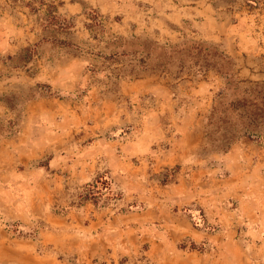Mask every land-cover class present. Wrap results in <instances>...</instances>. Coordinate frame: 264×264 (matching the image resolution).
Segmentation results:
<instances>
[{"label": "rangeland", "instance_id": "1", "mask_svg": "<svg viewBox=\"0 0 264 264\" xmlns=\"http://www.w3.org/2000/svg\"><path fill=\"white\" fill-rule=\"evenodd\" d=\"M253 102L264 0H0V264H264Z\"/></svg>", "mask_w": 264, "mask_h": 264}, {"label": "crops", "instance_id": "2", "mask_svg": "<svg viewBox=\"0 0 264 264\" xmlns=\"http://www.w3.org/2000/svg\"><path fill=\"white\" fill-rule=\"evenodd\" d=\"M264 149V148H262ZM263 150H261L262 152ZM232 152H228L227 154H231ZM264 152L262 154L260 153L257 155L255 159H253L254 163H251V166L249 169H253L254 171H258L257 173L261 176L259 181L257 182V185L253 187V189H248L246 191L237 192L238 190L230 191L228 189H223L219 190L216 193L220 192V194H223L222 196L227 198V201H234L236 202L235 204H238L240 208L242 207L246 220L245 223H257L258 229L264 228ZM232 155H230L227 158H231ZM231 162L226 161L224 164V169L227 170L228 172L225 171V173L231 175L233 173L232 168H233V163L232 159H230ZM252 160V159H251ZM246 165H248L246 163ZM241 174L244 173L245 170H248V166H246V169H244V166H241ZM263 176V177H262ZM231 177V176H230ZM205 202V200L203 201ZM226 203V202H225ZM226 207V206H225ZM163 224V223H160ZM218 226V225H217ZM192 232L197 231L200 233L201 237H196V238H201V239H195L194 240H202L207 244V247L210 246V243L212 245H215L218 247L221 251V258L226 261L227 264H241L239 263H234V260L237 261H242L244 259V256L241 253L240 249V242L238 240H234L232 236L227 235L228 230L227 228H222L219 227L217 229H214L212 231L210 230H205L204 228H201L199 226H193L192 227H187ZM194 230V231H193ZM188 234H192L191 232H187ZM220 235V238L218 237ZM163 241L166 242V239L163 238ZM234 246V251L231 249L232 245ZM211 249H214V246H211ZM210 251V250H209ZM207 249H205V253H208ZM248 259L250 261L251 258L248 256ZM245 261V259H244ZM243 264V263H242Z\"/></svg>", "mask_w": 264, "mask_h": 264}, {"label": "trees", "instance_id": "3", "mask_svg": "<svg viewBox=\"0 0 264 264\" xmlns=\"http://www.w3.org/2000/svg\"><path fill=\"white\" fill-rule=\"evenodd\" d=\"M96 14H97V13H96ZM182 44H184V42L181 43V44H179V46H181ZM196 47H197V48H198V47H201V45L197 44ZM254 91H256V90H254ZM252 104H253V112H252V113L254 114V117H253V118L255 119L256 116L264 117V115H263L262 113H260V108H261V107H259L255 102H253ZM254 119H253V120H254ZM246 131H248V130H246ZM191 244H194V243L191 242Z\"/></svg>", "mask_w": 264, "mask_h": 264}]
</instances>
